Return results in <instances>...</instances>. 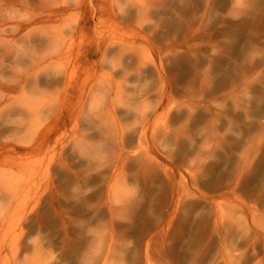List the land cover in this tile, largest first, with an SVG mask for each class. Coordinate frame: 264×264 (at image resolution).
I'll list each match as a JSON object with an SVG mask.
<instances>
[{
	"label": "rangeland",
	"instance_id": "1",
	"mask_svg": "<svg viewBox=\"0 0 264 264\" xmlns=\"http://www.w3.org/2000/svg\"><path fill=\"white\" fill-rule=\"evenodd\" d=\"M94 2L0 0V103L34 68L38 132L71 111L0 166V264H264V0Z\"/></svg>",
	"mask_w": 264,
	"mask_h": 264
},
{
	"label": "bare ground",
	"instance_id": "2",
	"mask_svg": "<svg viewBox=\"0 0 264 264\" xmlns=\"http://www.w3.org/2000/svg\"><path fill=\"white\" fill-rule=\"evenodd\" d=\"M89 2L91 5L89 8L83 9L81 18L76 25L78 31L75 29L74 32L80 36H83L84 33L82 32L88 28L87 20L89 18L94 19L96 23H100L101 16L104 13L103 4H97L94 0H89ZM83 4L85 5L86 2H79L76 8L81 9V5ZM88 43L89 44L87 46L81 47L77 53L78 56L83 58L84 64H87L91 57H96L97 55L102 54L101 42H95V44H92L90 41ZM53 63L51 62L50 64H46L39 70L45 69V67H51ZM38 65L40 64L37 63V66ZM55 69L53 66V75L51 77L44 78V82L47 85L58 84L64 79V83H66V81H68V76H70L72 71L66 67L62 69L55 66ZM31 71L32 72L30 73L27 71V73H25L23 77H20V79L15 83L16 85L13 86L18 89V93L16 95H12L10 92L4 100V103L11 105V107L9 108L8 106L0 103V118L1 121L6 123H2L0 125V166L7 160V158L11 157H15L16 159L18 158L19 161L17 162V165L21 163L23 158L25 159L26 164H29L30 162L37 163L36 154L40 150L50 147L51 150H53L52 148H56L64 142V138L67 135L66 126L71 117L70 110L63 113H60L61 110H59L52 122L44 125L38 132V126L41 124V113L43 111V107L39 105L32 106V104L28 102L29 99L23 91L25 79H27V77L28 79L31 78L33 80L34 78L35 81L37 80L35 75L37 73L36 70L31 68ZM9 110L13 111L10 112ZM2 111L5 112L4 115L2 114ZM14 114L15 116L12 117ZM96 116L102 120L100 115ZM12 118H14V120H11ZM11 122L12 125L10 124ZM12 134L13 136L10 137ZM12 177H15L14 173L11 171L9 173L5 172L0 168V182L9 181ZM33 184L36 185L35 182H33ZM7 193L10 194L13 193V191Z\"/></svg>",
	"mask_w": 264,
	"mask_h": 264
}]
</instances>
